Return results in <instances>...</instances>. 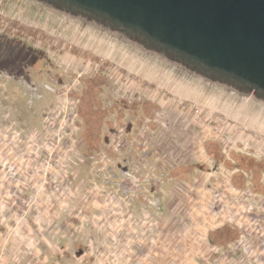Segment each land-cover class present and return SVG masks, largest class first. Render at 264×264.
<instances>
[{
	"label": "crops",
	"instance_id": "crops-1",
	"mask_svg": "<svg viewBox=\"0 0 264 264\" xmlns=\"http://www.w3.org/2000/svg\"><path fill=\"white\" fill-rule=\"evenodd\" d=\"M122 88L120 108L103 122L122 143L116 193L106 196L115 198L116 221L108 199H101L100 261L91 258L92 210L28 214L7 201L0 264H264V174L253 170L264 160V116L238 121L235 102L228 99L222 108L197 85ZM213 113L228 119L226 128L211 130ZM237 124H246L251 135L234 133ZM78 216L84 228L74 222ZM82 235L89 244L81 245Z\"/></svg>",
	"mask_w": 264,
	"mask_h": 264
},
{
	"label": "rangeland",
	"instance_id": "rangeland-1",
	"mask_svg": "<svg viewBox=\"0 0 264 264\" xmlns=\"http://www.w3.org/2000/svg\"><path fill=\"white\" fill-rule=\"evenodd\" d=\"M122 85H197L203 98L220 100L222 108L228 99L235 102L238 121L249 123L256 113L264 116V107L251 98L209 86L80 22L29 0H0V227L8 221L2 216L7 201L28 214L56 209L79 213L86 207L94 212L96 230L91 258L100 261L105 253L101 199H108L116 221L115 198L106 196L116 193V149L122 143L115 128L110 125L107 132L103 122L120 108ZM125 95L150 97L139 91ZM160 96L171 97L168 92ZM211 116L213 131L229 123L218 113ZM233 130L251 135L246 124ZM262 162L253 168L261 175ZM80 217L74 222L84 228ZM64 220L68 217L62 218L67 224ZM81 240L82 246L89 244L83 235Z\"/></svg>",
	"mask_w": 264,
	"mask_h": 264
},
{
	"label": "water",
	"instance_id": "water-1",
	"mask_svg": "<svg viewBox=\"0 0 264 264\" xmlns=\"http://www.w3.org/2000/svg\"><path fill=\"white\" fill-rule=\"evenodd\" d=\"M264 107V0H29Z\"/></svg>",
	"mask_w": 264,
	"mask_h": 264
}]
</instances>
